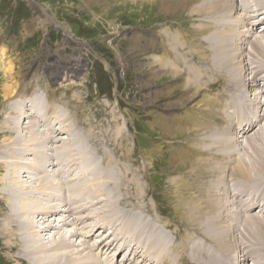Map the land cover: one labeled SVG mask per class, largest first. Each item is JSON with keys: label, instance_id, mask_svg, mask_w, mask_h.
I'll use <instances>...</instances> for the list:
<instances>
[{"label": "bare ground", "instance_id": "obj_1", "mask_svg": "<svg viewBox=\"0 0 264 264\" xmlns=\"http://www.w3.org/2000/svg\"><path fill=\"white\" fill-rule=\"evenodd\" d=\"M197 1L162 0L161 9L166 15L176 14L186 11ZM192 11L203 18L201 21L204 27L199 30L206 37L205 43L209 45L205 50L212 53L214 61L213 64L210 63L212 61L208 62V69L202 62L203 57H200L203 66L194 62L195 59L191 60L190 56L183 54L182 58L187 59L190 72L200 81L208 78V75L216 77L217 73L225 90L223 94H218L219 106L214 107L208 96L206 97L207 94L205 95V92L209 91L208 83L203 81L199 85L186 82L193 95L166 103L168 115L174 112V118L167 116L165 123L159 124L165 129L164 134L187 139L183 146L187 149L178 148V155L176 154L173 160V164H177L178 168L185 169L186 182L191 183L188 192L190 196L179 200L178 205L179 209L183 210L182 224L188 225V230L192 231L195 226L192 223L195 222L202 230L204 243L198 244L189 234L180 241L182 243L172 242L169 232L151 223L154 221L153 217L150 218L152 220L148 219L147 224L143 212H140L139 203L132 204V200L137 199L133 193L134 187L131 189L134 184L131 180L127 182L122 176L118 177L112 173L108 180H103L104 170H99L102 174H98L86 168L90 172L87 171L86 176L79 172L81 180L70 185L64 184L61 177L68 171L66 166L72 164V159L79 161L82 157L76 152L77 149L71 153V147L63 149L54 146L53 150L58 153L56 156L53 152L52 154L59 161V165L55 174L54 171L52 173V170H49V157L46 154L47 158L44 152L47 150L41 143L43 136H37L35 142L32 139L33 134L29 139L26 133L28 129L25 125L28 122L27 116L30 115L29 104H23L20 113L21 105L14 102L10 107L14 117L5 121L7 133L13 138L5 141L3 148L6 152H2L1 156L14 160L17 157L21 161L25 154L32 152L37 160H43L42 164L37 166L41 168L42 176H32L30 171L28 176L22 177L19 173L24 171L12 169V165L6 164L8 161L1 164L4 173L0 196L5 200L9 213L4 217L2 225L8 232L4 241L6 249L14 252L15 264H118L115 251L119 252L124 247H127L125 257L119 264H184L186 261L181 258V250L183 254H191L187 264H264V0H203ZM152 43L153 37L150 38V44ZM147 50L136 46L130 50L127 62L123 61L121 64L125 63L124 66L131 65L136 69L144 65V60L154 63L152 57L143 59L148 53ZM178 51L173 53L177 54ZM194 54L192 53L193 56ZM180 56L182 55L177 54L175 58L171 56L176 59V66L183 62ZM68 70L71 72L66 74L61 67L54 71L53 82L77 79V70L74 67ZM159 70L165 75H170V78L177 79L185 73L181 75L182 72L177 69L168 70L163 67ZM8 71L13 72L11 65ZM151 82V76L143 77L135 93H141L144 97L145 102L141 103L144 106L158 105L161 97L165 95L153 90ZM4 93L5 101L14 97L11 86L6 85ZM196 99H199L200 104L196 103L199 109L200 105L204 108L201 112H207L205 115L209 122L213 118L218 120L214 124L210 122L207 126L197 124L192 130L191 127L183 129L179 124L183 117H178L176 111L184 110ZM206 106L216 110L207 109ZM51 121L54 130L56 125L60 124L61 137L66 123L60 115L53 117ZM27 128L32 131L35 127L29 125ZM38 132L40 133L39 130ZM189 135H192V138ZM198 136H203V139L199 141ZM46 137L52 145L61 140L59 137L57 141L53 134ZM192 139H195L194 142ZM82 148L84 149V146ZM190 153L195 157L202 153L204 156L199 158L200 160L189 161L186 158ZM18 161L15 163L11 160V163L18 164ZM88 165L85 162L83 164L84 167ZM183 181L184 178L172 180L176 185L175 192L184 185ZM258 184L260 186L256 188ZM126 191L127 194L124 193ZM180 192L178 190V194ZM36 194L43 196L44 200L38 203L36 199L32 201ZM247 210L256 213L248 214ZM164 225L165 228L168 227L167 224ZM68 229L71 231H67ZM197 232L196 230L193 233ZM43 235H50L51 240L46 241ZM98 252L100 257L97 256ZM113 255L114 257H111ZM104 256L106 257L103 259L106 260L102 259Z\"/></svg>", "mask_w": 264, "mask_h": 264}, {"label": "rangeland", "instance_id": "obj_2", "mask_svg": "<svg viewBox=\"0 0 264 264\" xmlns=\"http://www.w3.org/2000/svg\"><path fill=\"white\" fill-rule=\"evenodd\" d=\"M201 2L203 0L193 2L184 12L166 15L161 9L162 0H0V189L4 173L1 164L6 161L8 166L12 165V169L24 171L22 174L19 173L22 177L28 176L30 171L32 176L35 174L42 176L41 168L37 166H40L43 160H37L32 152L25 154L21 161L17 157L14 160L1 156L2 152H6L3 148L5 141L13 138L7 133L8 128L5 123L7 118L14 117L10 111L11 105L16 102L21 105L19 106L21 109L23 104L28 103L30 115L27 116L26 133L29 139L33 134L32 139L35 142H37V136L40 135V138L43 136L41 143L48 151L43 150L49 157V170H52V173L54 171L55 174L59 165V161L55 158L58 152L53 150L54 146H60L63 149L71 147L69 148L71 153L77 149L76 152L82 157L79 161L70 160L72 164L66 166L68 171L61 177L64 184L70 185L81 180L79 172L86 176L88 171L86 168L98 174H102L99 170H104L103 180H108L112 173L118 177L122 176L127 179V182L131 180L130 182L134 184L131 189L134 187L133 193L137 199L132 200V204L139 203L140 212H143L144 221H147V224L148 219L152 220L150 218L153 217L154 221L151 223L169 232L172 242L182 243L180 241L189 234L198 244L204 243L202 230L195 222L192 223L195 224L192 231H198L195 234L188 230V225L182 224L183 210L179 209L178 205L179 200L182 201L190 196L188 192H190L191 183L186 182L185 169L178 168L177 164H173V160L176 154L178 155L176 152L178 148L187 149L186 146L183 147L187 139L164 134L165 129L160 126L165 123V117L172 118L174 114L173 112L168 115L169 112L165 109L166 103L193 95L189 86H186V82L199 85L203 81L208 83L209 91H206L205 95L207 94L206 97L208 96L214 107L219 106V95L225 90L223 83L220 82L221 77L217 73L216 77L208 75V78L200 81L190 72L186 63L187 59H183L184 56H190L191 60L195 59L194 62L199 66L204 62L208 69H210L208 62L212 61L210 63L213 64L214 61L212 53L205 50L209 45L205 43L206 37L199 30L200 27H204L201 21L203 18L192 11ZM151 37L154 38L152 44H150ZM179 45H181L180 48ZM136 46L148 49L143 59L152 57L154 63L144 60V65L136 69L131 65L124 66L130 50ZM179 49L182 50L179 52ZM177 51L179 52L177 54L182 55L180 56L182 64L185 63L183 66L182 64L176 66L174 62L176 59L171 57L175 58L177 54L173 52ZM192 53H195L194 56ZM201 59L204 61L201 62ZM123 61L125 63L121 64ZM10 65L13 72L9 73ZM60 67L65 74L70 73L71 70L68 69L74 67L78 73L77 79L53 82L52 73ZM162 67L168 70L177 69L180 73L182 72L181 75L185 73L180 77L181 79L170 78V75H165L159 70ZM147 75L152 78L153 90L165 94L158 105L144 106L141 104L145 102L144 97L141 93L135 94L139 89V82ZM6 85L13 88L14 95L7 101H5L4 93ZM199 99L184 110L176 111L178 117L181 115L183 117V120H179L183 129L191 127L192 130L197 124L202 123L207 126L210 122L214 124L218 120L213 118L209 122L205 115L207 112L202 113L201 110L204 108L200 105L199 109L197 105L200 104ZM206 108L216 110L209 106ZM19 112L21 113L22 109ZM196 112L201 114L198 115ZM55 115L56 117L60 115L66 123L61 137L59 136L60 124H57L54 130L51 123V119L56 118ZM29 125L35 128L30 131V128H27ZM52 134L56 140L61 138L60 142L57 140L59 143L52 145L46 140V135L52 136ZM197 139L201 141L203 136H198ZM194 140L192 139L193 142ZM192 141L190 142L194 146ZM203 156V153L199 157L190 153L186 159L200 160ZM11 160L15 163L18 161V164L11 163ZM84 162L89 165L84 167ZM59 173L61 174L60 168ZM176 178H184L182 182L184 185L178 189L181 194H178V190L175 192L176 185L172 183V180ZM257 186L260 184L255 187ZM124 193L127 194L128 191ZM42 198L44 197L36 194L32 197V201L36 199L38 203L44 200ZM47 200L49 201V197ZM247 213L256 212L247 210ZM7 214L9 213L5 200L0 196V264H15L14 252L6 249L4 241L7 230L2 225ZM189 221L192 222V220ZM164 224L168 227L165 228ZM131 226H133L132 223ZM43 236L46 241L51 240L50 235ZM125 248L127 249L124 247L119 252L115 251L118 264L125 257ZM180 254L186 261L184 264H187L191 254H183V250ZM97 256L100 257L99 252Z\"/></svg>", "mask_w": 264, "mask_h": 264}]
</instances>
